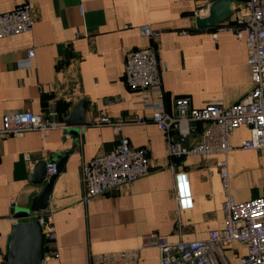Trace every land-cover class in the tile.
Listing matches in <instances>:
<instances>
[{
  "label": "crops",
  "instance_id": "1",
  "mask_svg": "<svg viewBox=\"0 0 264 264\" xmlns=\"http://www.w3.org/2000/svg\"><path fill=\"white\" fill-rule=\"evenodd\" d=\"M24 3L34 23L31 32L0 40V126L5 114L53 111L59 114L60 128L46 136L31 131L0 139V264H5L13 227L34 215V198L42 186L30 182L31 171L37 162H58L69 151L47 209L40 212L56 232L55 255L45 264H90L91 256L127 250L137 251L136 264H159L158 251L143 248L145 236L191 242L221 229L225 196L215 163L223 156L171 157L163 133L152 122H137L149 112L126 83L124 57L153 44L141 35L140 27L160 32L155 45L164 69L163 102L166 112L173 114L180 99L193 109L213 101L231 106L250 91L244 42L231 32H218L217 26L196 29L193 12L202 0H0V14ZM28 50L34 52L31 67H19ZM115 97L123 102L105 104ZM80 100L88 104L87 124L76 136L66 135L65 120ZM101 117L121 120L123 126L115 131L94 125ZM204 126L189 124L193 132L188 144ZM171 134L176 141L181 138L176 131ZM248 137L249 129L240 127L229 138L234 149L226 159L235 202L253 200L261 192L262 157L237 148ZM121 138L146 152L149 174L84 204L82 163L111 152ZM18 209L30 210L31 217L16 219L12 210ZM244 251L233 244L226 253L234 263Z\"/></svg>",
  "mask_w": 264,
  "mask_h": 264
},
{
  "label": "built area",
  "instance_id": "2",
  "mask_svg": "<svg viewBox=\"0 0 264 264\" xmlns=\"http://www.w3.org/2000/svg\"><path fill=\"white\" fill-rule=\"evenodd\" d=\"M206 1V2H205ZM202 4L193 12V19L208 15L210 2ZM81 11V10H80ZM28 4L18 5L12 11L0 14V40L31 32L33 28ZM218 32L228 31L244 42L247 64L251 75L250 91L231 106L213 101L200 109L190 107L186 99L177 100L173 114L166 112L162 92L161 76L164 71L159 64L155 42L160 32L148 26L139 28L141 35L152 40L153 44L130 50L124 57L126 83L130 90L139 95L144 111L149 115L138 123L152 122L164 135L166 152L175 158L196 156L207 158L223 156L215 163L219 171L222 191L224 224L219 230L208 233L204 240L191 242H166L155 234L143 238V248H155L159 253V264H264V177L260 195L247 202H235L230 194L229 172L226 156L234 148L229 144L231 133L240 128L249 129V137L237 147L242 151H254L264 165V0H250L238 4L231 15L216 27ZM215 38V36H214ZM34 58L33 50H28L19 67L30 68ZM122 98L105 100L107 106L121 104ZM57 112L31 113L16 112L5 114L1 119L0 139L21 137L27 132L36 131L42 136L60 128L56 121ZM191 122H202L205 126L194 141L184 147L174 139L171 132L187 138L193 130ZM96 126H110L119 131L121 120L112 121L101 117L94 121ZM25 160H29L24 156ZM150 165L146 152L130 146L126 138H121L115 148L106 154L96 156L82 163L80 178L83 184L81 201L90 204L94 199L112 190H120L139 178L149 174ZM48 171L55 173L53 166ZM183 181L184 175L177 176ZM178 195L177 199L184 200ZM31 221L42 227L49 252L43 264L55 254L52 246L56 241L53 222L44 214H34ZM244 247V254L238 255L232 263L227 257L231 245ZM136 250L91 256L90 264H136Z\"/></svg>",
  "mask_w": 264,
  "mask_h": 264
},
{
  "label": "water",
  "instance_id": "3",
  "mask_svg": "<svg viewBox=\"0 0 264 264\" xmlns=\"http://www.w3.org/2000/svg\"><path fill=\"white\" fill-rule=\"evenodd\" d=\"M250 0H213L209 5L208 15L205 18L194 19V27L198 30H210L227 19L234 5L246 4ZM88 104L80 100L65 120L63 131L66 135L76 136L78 128L86 126L85 114ZM184 147L188 145L187 138L177 140ZM76 145V144H75ZM76 147V146H75ZM71 151L65 152L57 162L52 158L49 162H37L30 174V182L42 186L41 191L34 198L33 214H39L47 209V201L50 197L53 184L61 172L62 165L71 155ZM48 166H53L55 173L48 171ZM16 219H27L32 213L28 209L12 210ZM49 252L46 245L45 234L36 221H25L13 227L6 246L5 264H43Z\"/></svg>",
  "mask_w": 264,
  "mask_h": 264
},
{
  "label": "trees",
  "instance_id": "4",
  "mask_svg": "<svg viewBox=\"0 0 264 264\" xmlns=\"http://www.w3.org/2000/svg\"><path fill=\"white\" fill-rule=\"evenodd\" d=\"M45 114V113H44ZM59 116V114L57 113V116H56V118Z\"/></svg>",
  "mask_w": 264,
  "mask_h": 264
}]
</instances>
